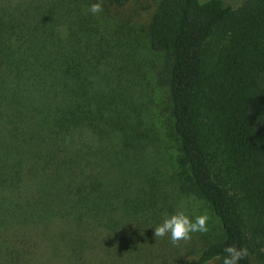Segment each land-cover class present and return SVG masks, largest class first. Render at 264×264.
I'll list each match as a JSON object with an SVG mask.
<instances>
[{"label": "trees", "instance_id": "obj_1", "mask_svg": "<svg viewBox=\"0 0 264 264\" xmlns=\"http://www.w3.org/2000/svg\"><path fill=\"white\" fill-rule=\"evenodd\" d=\"M132 1L0 0V264H222L230 245L264 264V0L147 15L190 185L219 220L191 263L154 238L169 200L119 143L109 22Z\"/></svg>", "mask_w": 264, "mask_h": 264}, {"label": "rangeland", "instance_id": "obj_2", "mask_svg": "<svg viewBox=\"0 0 264 264\" xmlns=\"http://www.w3.org/2000/svg\"><path fill=\"white\" fill-rule=\"evenodd\" d=\"M160 1L133 0L132 9L141 14L129 17L118 14L110 20L109 35L120 54L121 66L111 72L110 79L119 86V93L126 94L120 103L123 106L119 115L124 123L119 143L125 146L132 159L129 167L140 169L152 177L161 198L169 200L171 214L168 215L183 210L190 217L209 216L207 233H195L189 241H181L178 246H173L166 236L174 254L181 255L178 259L186 258L191 263L219 232V220L210 204L197 196L190 185L187 165L174 129L168 89L158 76L163 57L151 51L148 45L147 15ZM222 1L237 8L247 0ZM109 111L112 112L110 115L117 114L115 109Z\"/></svg>", "mask_w": 264, "mask_h": 264}, {"label": "clouds", "instance_id": "obj_3", "mask_svg": "<svg viewBox=\"0 0 264 264\" xmlns=\"http://www.w3.org/2000/svg\"><path fill=\"white\" fill-rule=\"evenodd\" d=\"M88 11L95 15L103 11L101 3H93ZM207 214L190 217L183 210H178L175 214L166 215L163 221L154 228V238L168 237L173 246H178L181 241H189L195 233L208 232ZM224 256L222 264H239V261L248 256L246 247L230 245L223 249Z\"/></svg>", "mask_w": 264, "mask_h": 264}]
</instances>
